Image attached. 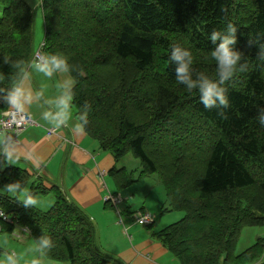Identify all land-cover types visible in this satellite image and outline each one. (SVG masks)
Listing matches in <instances>:
<instances>
[{
  "label": "trees",
  "instance_id": "obj_1",
  "mask_svg": "<svg viewBox=\"0 0 264 264\" xmlns=\"http://www.w3.org/2000/svg\"><path fill=\"white\" fill-rule=\"evenodd\" d=\"M0 1V61H29L32 8L24 0ZM41 9L44 51L62 53L83 70L72 73L73 107L78 113L90 105L86 133L112 154L108 174L116 190L156 173L165 202L148 226L164 212H184L155 238L180 264H264V236L236 252L244 227L264 225V128L256 119L264 109V0H43ZM228 24L237 29L234 47L248 71L226 83L228 107L206 109L195 89L177 84L169 52L188 48L193 79L215 78L210 52L219 41L210 34ZM10 71L0 63V72ZM7 84L0 81V89ZM8 107L0 103V111ZM129 152L140 161L137 176L120 165ZM31 169L23 160L6 167L0 187L19 180L33 194L52 192L54 203L24 208L0 193L11 219L0 229L26 227L36 241L49 236L55 247L47 258L57 264L118 262L98 247L88 214Z\"/></svg>",
  "mask_w": 264,
  "mask_h": 264
},
{
  "label": "crops",
  "instance_id": "obj_2",
  "mask_svg": "<svg viewBox=\"0 0 264 264\" xmlns=\"http://www.w3.org/2000/svg\"><path fill=\"white\" fill-rule=\"evenodd\" d=\"M24 1L30 8L34 6V0ZM56 78L54 76L53 81ZM53 81L33 72V86H48L45 98L54 95ZM43 110L36 106L29 108L27 113L37 123L27 126L18 133L3 131L0 133V139L6 137L9 143L14 144L21 154L20 160L34 169L30 172H36L34 176L39 179L49 178L66 192L72 202L88 214L94 225L98 247L118 261L107 264H180L154 236L155 232L175 222L177 216H165L159 220L162 214L156 223L147 227L135 222L131 216L132 212L138 209L151 211L154 215L158 213L161 203L165 202L164 189L155 187L159 186V180L157 179L156 184L145 181L146 187L153 189L154 204H147L152 191L146 193V204L143 203L138 209L122 201L116 206L105 203L104 196L108 193L121 196V199L122 195H128L122 191L114 192L116 190L114 183L111 187L105 180L107 176L109 177L108 171L115 165L112 154L101 149L99 143L87 133L76 135L73 132L72 127L76 123L74 107L73 119L70 120L69 126L61 129H54L41 119ZM50 129H53L51 133ZM10 136L14 139H10ZM25 155H31L33 159L25 160L23 158ZM36 161L40 162L38 167L35 166ZM140 186L137 183L133 190L141 192ZM50 202H46L45 205ZM120 217L125 227L118 224ZM2 223L7 224V221L0 220V228ZM17 228L20 231L14 234L16 238L21 240L26 236L32 238L30 232L25 231L23 227L14 226L12 231Z\"/></svg>",
  "mask_w": 264,
  "mask_h": 264
},
{
  "label": "clouds",
  "instance_id": "obj_3",
  "mask_svg": "<svg viewBox=\"0 0 264 264\" xmlns=\"http://www.w3.org/2000/svg\"><path fill=\"white\" fill-rule=\"evenodd\" d=\"M43 0H34L36 7H41ZM237 29L228 24L225 31H212L210 40L213 44L219 43L210 52L211 59L216 65L215 78H210L204 73H198L193 79V55L191 51L179 45L170 49L168 63L175 64V80L179 85H183L188 93L195 89L199 94V101L204 108L211 109L218 106L228 107L226 83L231 81L238 73L248 71V63L242 53L235 49L237 42ZM251 43V41H249ZM260 55L264 56V47H260ZM2 64L10 68V73L5 76L0 72V81L7 80V88L0 89V103L8 105L16 114H26L32 106L43 108L41 119L54 129L66 128L70 120L73 119V102L75 98L76 80L72 73L83 74L82 69H77L69 63V59L62 53L43 52L37 50L29 61L23 59L12 60L9 56H4ZM33 72L42 78L53 81L54 95L45 98L47 85L33 86ZM90 105H84L75 114L76 123L72 130L76 135L86 134L89 123L88 116ZM256 119L260 127L264 128V109H258ZM21 154L13 143H9L7 138L0 139V171L10 165H15ZM25 160H31V155H25ZM36 161L35 166H39ZM0 193H7L10 198L19 201L24 208L36 207L40 204V199L35 196L29 186L22 185L19 180L6 183L0 187ZM0 217L7 219L5 209L0 206ZM55 247L53 240L49 236H42L36 241L34 249L35 255L30 264H44L49 252ZM20 256L15 252L6 253L0 258V264H20Z\"/></svg>",
  "mask_w": 264,
  "mask_h": 264
},
{
  "label": "rangeland",
  "instance_id": "obj_4",
  "mask_svg": "<svg viewBox=\"0 0 264 264\" xmlns=\"http://www.w3.org/2000/svg\"><path fill=\"white\" fill-rule=\"evenodd\" d=\"M4 7V4L0 1V13L2 8ZM33 11V29H32V56L37 50L44 51V43H45V28H44V19L42 15V9L41 7L31 6ZM29 59V60H30ZM76 114V112H75ZM96 141V140H95ZM98 142V141H96ZM108 152V151H107ZM109 153V152H108ZM120 165L127 167L128 169L133 170L135 176H137L140 170V161L139 159L135 158L130 152L126 154L123 160H121ZM36 176H34L35 178ZM106 182L110 184L112 187L113 180L110 177L105 178ZM145 181L151 182V184H156L157 182V175L156 173L153 174H147L142 177L140 182L141 186V192L133 190L134 187L137 184H134L130 187H127L125 189H118L114 192H120L127 193L128 195H122V202L127 205H132L136 209L140 208L143 203H145L146 193L152 191V195L148 197L147 204H154L153 200V189H150L149 187H146ZM112 183V184H111ZM159 186H155L156 189H163L161 183H158ZM115 188V187H114ZM116 189V188H115ZM134 192V193H133ZM34 193L35 196H37L40 199V204L36 206V208L40 210H45L49 208L54 201V195L52 192H46V193ZM51 201L49 204L45 205L46 202ZM146 204V203H145ZM163 207V204L161 203L160 209L158 213L161 214V209ZM163 215L159 220H161L165 216H177L175 219H180L184 212L181 210H171L162 213ZM19 228L16 230L9 232L6 230L0 229V258H2L6 253L9 252H15L18 256H20V264H30L31 260L37 253H35L34 249L36 247V239L26 236L24 239H19L14 236V234L19 233ZM264 236V225L262 226H248L244 227L238 237V243L236 246V252H239L251 244L255 242L257 237ZM44 264H57V262L48 259L47 257L44 258Z\"/></svg>",
  "mask_w": 264,
  "mask_h": 264
},
{
  "label": "built area",
  "instance_id": "obj_5",
  "mask_svg": "<svg viewBox=\"0 0 264 264\" xmlns=\"http://www.w3.org/2000/svg\"><path fill=\"white\" fill-rule=\"evenodd\" d=\"M34 123L31 115L27 114H16L10 108L9 110L3 111L0 116V130H11L13 132L21 131L27 125ZM105 200H111V202H118L119 199L108 194ZM140 222H148L151 220L150 214H141L139 219ZM121 223V221H120Z\"/></svg>",
  "mask_w": 264,
  "mask_h": 264
},
{
  "label": "bare ground",
  "instance_id": "obj_6",
  "mask_svg": "<svg viewBox=\"0 0 264 264\" xmlns=\"http://www.w3.org/2000/svg\"><path fill=\"white\" fill-rule=\"evenodd\" d=\"M204 17V16H203ZM214 21V20H213ZM149 28V27H148ZM178 84V83H177ZM162 86V85H161ZM177 88V87H176ZM146 97V96H145Z\"/></svg>",
  "mask_w": 264,
  "mask_h": 264
}]
</instances>
